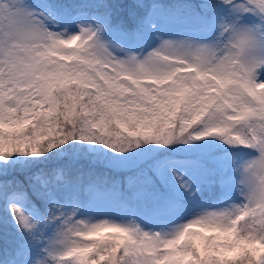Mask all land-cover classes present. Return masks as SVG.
<instances>
[{
    "label": "snow or ice",
    "instance_id": "snow-or-ice-1",
    "mask_svg": "<svg viewBox=\"0 0 264 264\" xmlns=\"http://www.w3.org/2000/svg\"><path fill=\"white\" fill-rule=\"evenodd\" d=\"M0 264H264V0H0Z\"/></svg>",
    "mask_w": 264,
    "mask_h": 264
}]
</instances>
